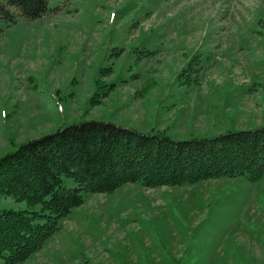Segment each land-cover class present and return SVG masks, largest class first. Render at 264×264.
<instances>
[{
    "label": "rangeland",
    "instance_id": "374dc122",
    "mask_svg": "<svg viewBox=\"0 0 264 264\" xmlns=\"http://www.w3.org/2000/svg\"><path fill=\"white\" fill-rule=\"evenodd\" d=\"M0 26V155L91 118L173 138L264 124V0H48ZM84 197L20 264H264V174Z\"/></svg>",
    "mask_w": 264,
    "mask_h": 264
},
{
    "label": "trees",
    "instance_id": "16d2710c",
    "mask_svg": "<svg viewBox=\"0 0 264 264\" xmlns=\"http://www.w3.org/2000/svg\"><path fill=\"white\" fill-rule=\"evenodd\" d=\"M47 4L0 0V20L9 24L16 16L36 18ZM240 174L251 180L264 174V124L173 138L162 130L143 132L91 118L29 138L0 155V194L26 202L24 208H0L2 264H20L40 249L87 193L136 180L160 186ZM63 176L76 185H63Z\"/></svg>",
    "mask_w": 264,
    "mask_h": 264
}]
</instances>
